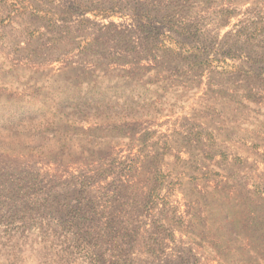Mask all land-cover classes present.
Returning <instances> with one entry per match:
<instances>
[{
	"label": "rangeland",
	"instance_id": "rangeland-1",
	"mask_svg": "<svg viewBox=\"0 0 264 264\" xmlns=\"http://www.w3.org/2000/svg\"><path fill=\"white\" fill-rule=\"evenodd\" d=\"M0 264H264V0H0Z\"/></svg>",
	"mask_w": 264,
	"mask_h": 264
},
{
	"label": "trees",
	"instance_id": "trees-1",
	"mask_svg": "<svg viewBox=\"0 0 264 264\" xmlns=\"http://www.w3.org/2000/svg\"><path fill=\"white\" fill-rule=\"evenodd\" d=\"M144 26H142L140 28V32L143 33V36L146 38V42L149 41L150 39H152V40H154V39L158 40L157 36H158V34H161V33H159V30H157L156 28H154L152 26L151 27H144ZM166 37H169V35H166ZM149 44L150 43L147 42L146 46L148 47Z\"/></svg>",
	"mask_w": 264,
	"mask_h": 264
}]
</instances>
